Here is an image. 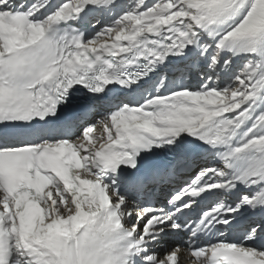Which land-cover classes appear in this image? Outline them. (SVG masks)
I'll return each mask as SVG.
<instances>
[{
  "label": "snow or ice",
  "instance_id": "6c2138e0",
  "mask_svg": "<svg viewBox=\"0 0 264 264\" xmlns=\"http://www.w3.org/2000/svg\"><path fill=\"white\" fill-rule=\"evenodd\" d=\"M0 264H264V0H0Z\"/></svg>",
  "mask_w": 264,
  "mask_h": 264
}]
</instances>
